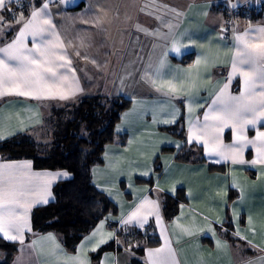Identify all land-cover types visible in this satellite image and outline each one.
Listing matches in <instances>:
<instances>
[{"label": "crops", "instance_id": "crops-1", "mask_svg": "<svg viewBox=\"0 0 264 264\" xmlns=\"http://www.w3.org/2000/svg\"><path fill=\"white\" fill-rule=\"evenodd\" d=\"M21 1L6 0L4 9ZM26 1L27 14L19 11L13 16H23V22L31 19L33 10L48 4L45 14L33 24L47 30L44 35L51 45L45 66L52 67L55 76L45 73L39 82L29 76L27 83L23 77L16 78L15 91L0 97V141L35 129L51 109L77 103L85 95H122L130 105L114 128L118 135L125 136L124 143L107 144L102 163L91 169L93 184L117 210L99 220L74 250L67 249L52 231L35 233L31 229L32 210L46 204L45 200L52 201L54 184L70 177V173L64 169H35L29 159L0 157V165L10 166L2 169L0 179L22 193L19 200L27 209L26 213L18 210L10 218L25 225L21 232L9 228L8 219L5 221V232L15 236L14 240L0 233L6 241L17 244L9 264H131L133 258L142 264L164 259L168 264H264V146L257 139L258 133H264V119L255 127L228 120V126L219 131V121L211 118L218 114L210 111L218 96L227 100L245 90L239 72L229 79L237 55L235 37L242 36L249 50L256 51V45L264 44V32L260 31L264 29V14L253 18L239 9H251V4L264 0H120L119 10L117 0ZM104 3L109 7H103ZM4 9H0V16L8 29L0 32V47L11 43L23 26L8 18ZM117 14L127 21L126 25L117 24L113 33L120 35L124 29L128 37L122 45L115 38H104L103 21H114ZM9 31L12 33L7 35ZM173 45L183 54L176 56L168 51ZM21 47L35 51L41 47L39 37L34 44L32 36L26 35ZM113 52H123L127 62L115 65ZM189 53L193 56L188 62H179ZM3 56L0 53V58ZM61 64L64 67H59ZM242 68L252 75L247 65ZM130 69L136 70L127 75ZM19 91L26 94L17 95ZM205 113H209L208 121L204 120ZM181 114L184 139L161 130L175 124ZM205 123L210 127L204 129ZM189 135L193 137L191 143ZM238 136L252 144L235 155L228 146ZM205 141L211 155L206 154ZM185 143L200 146L204 160H177L176 152ZM234 155L235 162L231 158ZM254 160L256 163H252ZM209 164L223 165V169L211 170ZM56 173L66 175L55 179L45 175ZM47 181L50 183L46 186ZM164 194L183 198L169 220L162 212ZM134 212L136 218L125 223ZM145 217L147 223L141 227L138 221ZM116 226L129 234L140 231L147 240L117 235ZM152 238L157 242L147 245ZM160 248L164 252L155 253Z\"/></svg>", "mask_w": 264, "mask_h": 264}, {"label": "trees", "instance_id": "trees-1", "mask_svg": "<svg viewBox=\"0 0 264 264\" xmlns=\"http://www.w3.org/2000/svg\"><path fill=\"white\" fill-rule=\"evenodd\" d=\"M38 3L40 0H34V4ZM28 4L29 1L26 0L21 3H12L10 8L4 9L3 13L8 18L13 17L19 11L27 14ZM79 6L80 4L75 8ZM251 10L252 12L250 9L248 12L253 18L264 14L253 8ZM11 33L12 31H9L7 35ZM192 56L193 54L189 53L179 59V62L186 63ZM129 105L130 100L122 95H85L77 103L72 104L70 108L72 110L65 109L68 110L70 117L59 125L57 134L54 135L56 141H53L51 145L36 137L38 129L43 126L46 115L43 123L35 129L0 141V157L5 160L29 159L35 169H64L70 173V177L54 184L52 201L32 210V232L52 231L59 236L67 249L74 250L79 240L89 233L99 220L108 213L116 212L117 207L114 202L93 184L91 169L94 165L102 163V153L107 144L124 143L125 136L118 135L114 128L122 111ZM59 110L65 111L61 107ZM161 130L184 139L183 114L175 124L161 127ZM162 151H173V149L163 148ZM175 158L186 162L204 160L201 147L193 143H185L176 152ZM209 169L222 170L223 165L209 164ZM231 197H233L232 192L229 195V198ZM182 200L180 195H162V212L165 219L172 218L178 203ZM116 233L125 237H143L147 240V237L137 230L129 234L116 226ZM156 242L157 239L152 238L147 241V245H154ZM16 250V243L6 241L0 235V253L3 254L2 257L0 256V264H9ZM137 250V253H140V249ZM131 264L142 263L133 258Z\"/></svg>", "mask_w": 264, "mask_h": 264}, {"label": "snow or ice", "instance_id": "snow-or-ice-1", "mask_svg": "<svg viewBox=\"0 0 264 264\" xmlns=\"http://www.w3.org/2000/svg\"><path fill=\"white\" fill-rule=\"evenodd\" d=\"M6 8V0H0V9ZM48 4L45 3L39 10H33L31 12V19L27 22H23L24 18L21 16L19 19L13 17L17 24L22 23V27L19 30L16 38L9 43L6 47H0V53H3V58H0V97L6 94H12L15 91L14 85L16 84V78L23 77L27 83V78L30 76L34 78V82H39L45 78V73H52V77L55 76V72L52 67H46L48 63L44 59L49 51V45L51 41L45 37L44 33L47 31L44 28L36 27L33 24L38 17H41L45 14ZM47 23V21H46ZM4 31V18L0 16V32ZM261 32H264V29H260ZM26 35H31L33 43H37V37H39L40 48H37L35 51L32 49H23L21 45ZM189 40H192V37H188ZM235 40L237 42V55L233 58L232 63V74L229 79L235 76L238 72L243 77L244 91H241L239 96H230L227 100L222 99L220 96L217 97V100L213 101L215 108L210 109V111H215L218 115L211 117L219 121V124L216 126L219 131L223 130V127L228 126V120L234 122V124L241 125H251L255 127L260 120L264 119V44L256 45V51H250V45L247 41L244 40L242 36H236ZM194 44L195 41H192ZM243 45V47H241ZM188 46H185L187 50ZM168 51L172 52L176 56H180L183 53L181 48L173 45ZM60 59H64L63 56ZM70 63V61H69ZM161 66L164 65L165 61L162 59L160 61ZM199 63V60H197ZM35 65V67H33ZM247 65L249 71L252 75L248 74V71H244L242 66ZM59 67H64V65H59ZM51 78V77H49ZM5 85L8 86V90H5ZM257 87L260 91L257 92ZM227 84H225V89ZM223 92V90H222ZM17 95H25L23 91L16 92ZM259 97V98H257ZM64 98V97H61ZM210 119L209 113H205L204 120L208 121ZM174 122V121H172ZM210 127L208 124H204L203 128L207 129ZM219 137H214L218 139ZM0 139H3L0 136ZM193 137L189 135L188 142H192ZM257 139L262 140V146H264V133H258ZM243 140V142H240ZM197 143H200V140L197 139ZM249 144H252V141L247 140L246 138L236 137L233 145L228 146L229 150L234 152L235 155L242 153L243 149ZM204 147L206 149V154L211 155L212 152L209 150L208 142H204ZM217 155L222 156L224 159H229L227 155L223 152H218ZM235 155L231 157L235 162ZM256 163V161H252ZM27 166V165H26ZM10 167L8 165H0V177L3 176V168ZM39 175V174H37ZM55 179L57 176H64L66 173H56V174H45ZM147 175V173H144ZM50 183V181L46 182ZM22 195L18 190L5 186L2 179H0V233H4V238L8 240H14L15 236H9L5 232V221L8 219V227L14 229L17 233L21 232L25 225L18 223H13L10 218H14L17 215L18 210L24 209L26 213L27 209L20 202L19 196ZM47 203V201H43ZM153 203V202H147ZM137 213H133L129 218L130 222L135 219ZM157 222L159 223V214L157 213ZM140 226L143 227L147 223V218H143L138 221ZM95 235V234H94ZM155 253L164 252V248L154 250ZM149 256H153V251H149ZM153 264H168L166 259L154 261Z\"/></svg>", "mask_w": 264, "mask_h": 264}, {"label": "rangeland", "instance_id": "rangeland-1", "mask_svg": "<svg viewBox=\"0 0 264 264\" xmlns=\"http://www.w3.org/2000/svg\"><path fill=\"white\" fill-rule=\"evenodd\" d=\"M104 1H106V0H104ZM119 2H120V0H117V3H116V9L117 10H119L120 7L122 8V6ZM105 6L109 7V3H104L103 7H105ZM244 7H246V8H243V7L240 8L239 12L240 11H242V12H248L249 11L247 6H244ZM250 12H252L251 9H250ZM116 16H117V19H115L114 21L108 20V19L103 21L102 24H105V28H106L105 33L107 34V35H105L104 38L106 40H110V41H112L115 38L117 41V44L122 45V42L124 43L125 39L128 37V36H126V37L124 36V32H125L124 29L123 30L121 29L122 33H120V35L113 36V33L117 32V28L115 27L117 24L126 25L127 21H124L122 19V17H120V14H117ZM4 28H6V27L4 26ZM7 29H8V27L6 28V30ZM149 38H153V36H151ZM114 54L116 55L115 65L120 66L121 62L122 63L127 62V59L123 58L124 57L123 52H118V53L113 52V55ZM135 70L136 69H134V70L130 69L129 71L127 70V75L133 74L135 72ZM129 72H131V73H129ZM66 106H68V107H61V108H63L64 110L66 108L70 109L72 105H66ZM59 108H55V109L47 112L43 126L40 129H38V131L36 133V137L39 140H41L42 142L48 143L49 145H51L53 141H56L54 135L57 134V131L59 129V125H61V123L64 122L65 119L70 117V116H68V110L62 111V110H59ZM70 110H72V109H70ZM70 110H69V112H70Z\"/></svg>", "mask_w": 264, "mask_h": 264}, {"label": "built area", "instance_id": "built-area-1", "mask_svg": "<svg viewBox=\"0 0 264 264\" xmlns=\"http://www.w3.org/2000/svg\"><path fill=\"white\" fill-rule=\"evenodd\" d=\"M251 7L257 11H261L262 13H264V2H254V5H251Z\"/></svg>", "mask_w": 264, "mask_h": 264}]
</instances>
